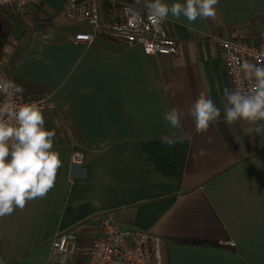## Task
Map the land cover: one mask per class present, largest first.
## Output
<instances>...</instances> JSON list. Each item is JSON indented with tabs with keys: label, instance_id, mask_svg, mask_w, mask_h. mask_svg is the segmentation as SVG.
Masks as SVG:
<instances>
[{
	"label": "crops",
	"instance_id": "crops-1",
	"mask_svg": "<svg viewBox=\"0 0 264 264\" xmlns=\"http://www.w3.org/2000/svg\"><path fill=\"white\" fill-rule=\"evenodd\" d=\"M124 2L146 8L152 0H98L101 17L117 16ZM215 10L193 30L164 20L180 49L174 55L103 34L74 43L78 23L64 0H39L29 13L0 6V58L24 96L55 99L43 115L62 161L46 197L0 218L3 264H45L51 238L67 229L82 256L105 213L158 235L166 264H264V121L226 123L231 85L207 37L231 22L258 33L264 0H218ZM35 15L48 23L29 33ZM200 95L221 115L197 133L190 109ZM172 108L182 113L180 129L164 119ZM73 152L81 161H71Z\"/></svg>",
	"mask_w": 264,
	"mask_h": 264
},
{
	"label": "built area",
	"instance_id": "built-area-1",
	"mask_svg": "<svg viewBox=\"0 0 264 264\" xmlns=\"http://www.w3.org/2000/svg\"><path fill=\"white\" fill-rule=\"evenodd\" d=\"M39 0H0V6L18 13L30 11ZM64 11L78 23L74 32V43H90L97 34L120 40L128 45L140 44L146 53L177 55L180 52L176 38L171 36L163 22H154L147 8L128 2L120 4V12L112 18H102L98 0H64ZM207 37L217 47L224 61L231 89L236 87V74L240 63L248 60L264 65V19L261 30L256 34L246 32L238 22L215 25ZM0 80L12 77L3 58H0ZM251 84V81H247ZM36 102L43 112L55 108L51 95L26 97L0 93V106L10 103ZM82 153L73 152L72 162H79ZM233 244V241H230ZM50 258L45 264H166L161 238L148 229L122 228L113 213L99 218L96 233L90 243L78 255V237L74 230L57 232L50 241Z\"/></svg>",
	"mask_w": 264,
	"mask_h": 264
},
{
	"label": "clouds",
	"instance_id": "clouds-1",
	"mask_svg": "<svg viewBox=\"0 0 264 264\" xmlns=\"http://www.w3.org/2000/svg\"><path fill=\"white\" fill-rule=\"evenodd\" d=\"M217 3L218 0H186L182 4L177 0L169 5L152 0L146 8L154 22H163L171 15L176 22L193 30L198 18L215 19ZM236 76V87L223 89L226 123L241 119L264 121V65L244 60ZM0 93L22 96L23 89L10 80H0ZM181 115L172 108L164 113V119L172 128L180 129ZM190 115L195 121V131L202 133L221 113L212 99L200 95ZM55 135L54 130L45 127L43 109L36 102L0 106V218L11 215L17 208L22 210L28 201L46 197L54 187L57 171L62 166L60 153L53 148ZM162 142L170 146L174 143L166 137Z\"/></svg>",
	"mask_w": 264,
	"mask_h": 264
},
{
	"label": "trees",
	"instance_id": "trees-1",
	"mask_svg": "<svg viewBox=\"0 0 264 264\" xmlns=\"http://www.w3.org/2000/svg\"><path fill=\"white\" fill-rule=\"evenodd\" d=\"M47 23H48V19H42L38 17V15H35V18L30 21L29 33L35 29H41L42 27H45Z\"/></svg>",
	"mask_w": 264,
	"mask_h": 264
}]
</instances>
